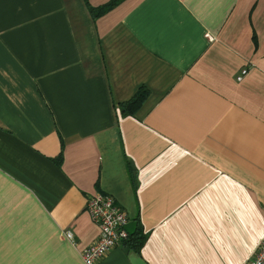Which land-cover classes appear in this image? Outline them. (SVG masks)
Wrapping results in <instances>:
<instances>
[{"label": "crops", "instance_id": "crops-1", "mask_svg": "<svg viewBox=\"0 0 264 264\" xmlns=\"http://www.w3.org/2000/svg\"><path fill=\"white\" fill-rule=\"evenodd\" d=\"M86 2L0 0V264H85L96 192L129 237L95 264H132L136 231L147 264H247L264 237V0Z\"/></svg>", "mask_w": 264, "mask_h": 264}, {"label": "built area", "instance_id": "built-area-1", "mask_svg": "<svg viewBox=\"0 0 264 264\" xmlns=\"http://www.w3.org/2000/svg\"><path fill=\"white\" fill-rule=\"evenodd\" d=\"M247 70V67H242L236 77L237 81L242 80ZM85 205L88 217L92 223L98 226L99 233L94 241L89 242L81 249L79 257L85 264H95L99 257L129 237L128 230L125 229L127 217L125 210L114 203V197L109 193L96 192L87 198ZM64 232L65 237L72 242L74 240L73 232L71 230ZM247 264H264V237Z\"/></svg>", "mask_w": 264, "mask_h": 264}, {"label": "trees", "instance_id": "trees-1", "mask_svg": "<svg viewBox=\"0 0 264 264\" xmlns=\"http://www.w3.org/2000/svg\"><path fill=\"white\" fill-rule=\"evenodd\" d=\"M85 4H87L86 0H82ZM123 0H109L108 3H105L104 5H101L98 9H93L89 7L90 14L93 16H97L102 12L109 11L112 9L113 6L118 4ZM147 96V92L144 89L139 90L137 93H135L128 101L126 102H120L117 106L119 107V110L121 111L123 115H129L133 111L137 110L139 106L142 103V100ZM142 239H144V235L141 234V232L136 231L134 233V236H131L130 239V248L133 250V252L138 253L139 245L142 242Z\"/></svg>", "mask_w": 264, "mask_h": 264}, {"label": "water", "instance_id": "water-1", "mask_svg": "<svg viewBox=\"0 0 264 264\" xmlns=\"http://www.w3.org/2000/svg\"><path fill=\"white\" fill-rule=\"evenodd\" d=\"M130 261L132 264H147L138 253L130 252Z\"/></svg>", "mask_w": 264, "mask_h": 264}]
</instances>
